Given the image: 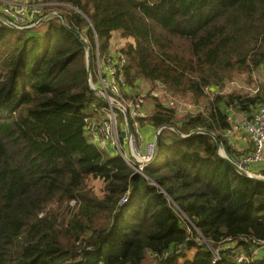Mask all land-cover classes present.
<instances>
[{
  "label": "trees",
  "instance_id": "trees-1",
  "mask_svg": "<svg viewBox=\"0 0 264 264\" xmlns=\"http://www.w3.org/2000/svg\"><path fill=\"white\" fill-rule=\"evenodd\" d=\"M52 1L65 22L0 26V264H147V254L148 264H212L187 240L184 215L211 243L264 240V181L238 173L211 135L179 134L210 131L234 159L251 148L236 150L224 131L229 108L247 115L264 101V80L253 94L220 91L264 69V0ZM70 29L86 39L91 68L96 47L106 55L115 33L125 39L116 49L126 60L122 97L142 80L195 103L206 95L203 109L182 117L154 98L139 118L161 127L144 175L86 133L85 118L106 103L88 84L86 49ZM89 178L102 182L100 194ZM230 263L224 252L215 264Z\"/></svg>",
  "mask_w": 264,
  "mask_h": 264
},
{
  "label": "built area",
  "instance_id": "built-area-1",
  "mask_svg": "<svg viewBox=\"0 0 264 264\" xmlns=\"http://www.w3.org/2000/svg\"><path fill=\"white\" fill-rule=\"evenodd\" d=\"M48 5L57 6L60 3L55 1H44V0H0V26L6 25L16 30H22L28 27L41 26L42 20L45 22L53 16H58V12L51 8L46 9ZM39 26V27H40ZM117 49V48H116ZM109 51L106 55H101L96 47L95 60H96V83L103 85V90L107 92L109 89L111 93H117L120 99L129 105L128 111L125 107H121L120 110L125 114L129 113V122L131 127L130 134L127 133V127L124 129L125 134L121 136L120 140L115 138V132L117 130V115L116 107H113L112 103L100 108V113L85 118V131L90 136L91 141L99 149L108 152L109 154H119L128 166H131L136 172L144 175V169L148 163L154 158L156 154V133L154 134L153 140H146L141 137V123L139 118L142 117L141 113L137 112V106L139 104L141 96L135 99H125L121 93L127 88L125 85V78L123 73V66L125 64V58L119 55L116 51ZM111 50V48H110ZM101 56V57H100ZM232 82V81H230ZM229 82V83H230ZM228 85V84H227ZM226 85V86H227ZM225 86V88H226ZM225 88L220 91L224 93ZM257 90L255 88L253 93ZM207 95L211 94L208 89H205ZM104 96L107 94H103ZM133 104V105H132ZM136 108V109H135ZM135 109V110H134ZM239 111L229 108V127L224 131L225 136L229 139L233 147L238 150H244L243 142L234 141L233 137L237 131H242L251 142V148L243 152L238 159H234L238 165L243 167L245 170H249V166L253 163L262 160V152L264 147V101L257 104L252 109L250 114H244L237 116L236 113ZM127 125L126 116L124 117L123 124ZM200 130V129H199ZM203 131V130H200ZM143 138V137H142ZM126 141L128 148H124L120 141ZM132 145V148L130 147ZM251 172V171H250ZM129 199V191H127L120 199L119 203H126ZM74 204V200L70 202ZM184 215V214H183ZM187 220L186 225V238L188 241H196L207 249L211 255V263L215 264L221 260L222 254L230 253L233 258V263L239 264L244 261H250L255 257L264 256V240H257L247 235H241L235 238L225 237L221 241L211 243L200 230L195 226L193 221H190L187 216L184 215ZM195 232V233H194ZM245 243H250L253 246L246 250ZM185 244L178 245V251L181 253V249ZM150 260L152 256L147 254Z\"/></svg>",
  "mask_w": 264,
  "mask_h": 264
},
{
  "label": "rangeland",
  "instance_id": "rangeland-1",
  "mask_svg": "<svg viewBox=\"0 0 264 264\" xmlns=\"http://www.w3.org/2000/svg\"><path fill=\"white\" fill-rule=\"evenodd\" d=\"M44 1H50V0H44ZM53 9L56 10L59 13V10L56 8V6L53 5H48L46 9ZM112 42H111V50L114 51L116 48H119L125 44V39L121 38L119 34L115 33L112 36ZM85 39V38H84ZM86 40V39H85ZM101 57V56H100ZM91 64V62H90ZM96 60L94 61V67L91 68L90 74L88 75V84L90 88H93L92 90L94 93L103 101H105L107 104L112 103L113 107H116V113L117 115V130L115 132V138L120 140V133L124 131V129L127 127L126 123L123 124L124 122V117L127 116L129 118V113H123L120 108L125 107L129 112L131 111L129 109L130 104H126L123 102L119 95H116L117 93L112 94L111 90L109 87H106L105 89H108L107 92L103 90V85L98 82L96 83L95 79H97L96 76ZM263 81L264 80V69L259 70L258 72H253L251 74V77L248 75H239L235 76L232 80V82L228 83V85L225 88V91H237V92H248L253 94V90L257 87V81ZM137 92L142 94V97L140 98L139 104L137 106V112L141 113L142 117L145 116L146 114H149L152 111V105L154 102V98L158 101H161L162 103H165L166 105L173 107L176 112V117H182L187 115L188 113H196L195 111L203 109L204 103L206 102L205 97L201 98L199 100V103H195L190 99V96L183 97L180 94H175L173 91H167L165 88H162L159 85H152L151 83L145 82L142 80L139 83V87ZM137 92H134L133 90L130 89L128 90L127 93H129L128 96H123L125 99H133L132 96L136 95ZM107 94V95H103ZM133 105V104H132ZM96 107V106H94ZM93 107V108H94ZM136 109V108H135ZM134 109V110H135ZM132 112V111H131ZM141 117V118H142ZM141 123V120H139ZM145 129L146 126H141V133H142V141L145 139ZM125 132V131H124ZM127 140L125 141H120V144L126 149L128 148V144L126 143ZM128 142V141H127ZM129 143V142H128ZM130 145V143H129ZM132 148V145L130 146ZM233 148V147H232ZM264 151V147H263ZM107 153V152H106ZM219 153V151H218ZM263 154V152H262ZM258 163V162H256ZM255 164V163H253ZM255 175L258 174L259 172H253ZM87 186L91 188L95 193L100 194V190L102 189V182L99 179L96 178H89L87 180ZM196 248L191 247L188 250H186L185 254L188 255L189 257H192L195 253ZM264 257V256H263ZM149 259H146V263L148 264Z\"/></svg>",
  "mask_w": 264,
  "mask_h": 264
},
{
  "label": "water",
  "instance_id": "water-1",
  "mask_svg": "<svg viewBox=\"0 0 264 264\" xmlns=\"http://www.w3.org/2000/svg\"><path fill=\"white\" fill-rule=\"evenodd\" d=\"M61 20L63 22H65L64 20V16L63 14L61 13H58L57 14ZM0 16H1V13H0ZM39 23H44V21L42 20L41 22ZM40 26V25H39ZM39 26H36V27H28V28H25V29H22V30H26V29H35V28H38ZM71 31H73V33L76 35V37L83 43L85 49H86V67H87V73L88 75L90 74V71H91V64H90V59H89V48H88V44H87V41L84 39L83 36H81V34L76 31V30H72L70 29ZM93 89V88H91ZM171 128V127H170ZM173 129V128H172ZM174 130V129H173ZM159 129L157 130V133H156V143H158V134H159ZM131 132V127H130V122H129V118L127 116V133L130 134ZM199 132H205L209 135H211L215 142H216V145L218 147V151H219V155L228 163L230 164L238 173L244 175V176H248L250 178H253V179H256V180H259V181H264V176H260V175H255L253 172H250L248 170H245L243 167H241L240 165L237 164V162L234 160V158L229 154V152L227 151V149L223 146L221 140L218 138V136H216L214 133L210 132V131H200V130H194L192 132H190L189 134H181L179 133L181 136H190V135H193V134H196V133H199ZM125 132L122 131L121 132V136H124Z\"/></svg>",
  "mask_w": 264,
  "mask_h": 264
},
{
  "label": "crops",
  "instance_id": "crops-1",
  "mask_svg": "<svg viewBox=\"0 0 264 264\" xmlns=\"http://www.w3.org/2000/svg\"><path fill=\"white\" fill-rule=\"evenodd\" d=\"M237 116L241 115V112L236 113ZM157 129L153 128V127H146L145 129V139L146 140H153L154 138V134L156 132ZM234 141H239V142H243V146L246 148L251 146V142L249 141L248 137L242 132V131H237L236 135H234L233 137ZM108 153V152H107ZM249 169L251 172H259L257 175L260 176H264V151L262 154V160L259 161L258 163L255 164H251L249 166Z\"/></svg>",
  "mask_w": 264,
  "mask_h": 264
}]
</instances>
